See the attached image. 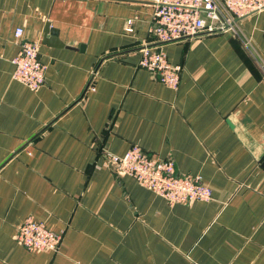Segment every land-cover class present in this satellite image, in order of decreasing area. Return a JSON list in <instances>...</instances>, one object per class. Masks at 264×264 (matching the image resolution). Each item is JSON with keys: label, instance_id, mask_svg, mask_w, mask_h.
<instances>
[{"label": "crops", "instance_id": "crops-1", "mask_svg": "<svg viewBox=\"0 0 264 264\" xmlns=\"http://www.w3.org/2000/svg\"><path fill=\"white\" fill-rule=\"evenodd\" d=\"M153 12L0 0V264H264V7L168 42L150 33ZM16 27L46 65L36 90L13 78ZM145 45L181 65L176 89L138 65ZM133 144L200 175L212 198L171 204L114 173L104 151ZM27 217L62 233L58 252L15 241Z\"/></svg>", "mask_w": 264, "mask_h": 264}, {"label": "built area", "instance_id": "built-area-1", "mask_svg": "<svg viewBox=\"0 0 264 264\" xmlns=\"http://www.w3.org/2000/svg\"><path fill=\"white\" fill-rule=\"evenodd\" d=\"M153 4L154 12L149 31L158 42H168L193 36L200 31L210 32L234 29L239 18L264 7V0H146ZM133 18H128L125 30L133 31ZM264 37V27L262 29ZM23 28L16 27L14 36L20 41L14 63L13 78L31 90L45 81L46 65L39 59V44L22 39ZM248 49V39L243 41ZM138 65L151 72L161 83L176 89L179 84L180 64L168 60L157 46L140 48ZM107 166L118 175L135 178L143 187L152 190L171 204L212 198L211 188L200 175L179 174L171 158L158 159L140 146L133 144L123 154L104 151ZM15 241L32 251L58 252L62 233L50 230L43 222L27 217L18 227Z\"/></svg>", "mask_w": 264, "mask_h": 264}, {"label": "water", "instance_id": "water-1", "mask_svg": "<svg viewBox=\"0 0 264 264\" xmlns=\"http://www.w3.org/2000/svg\"><path fill=\"white\" fill-rule=\"evenodd\" d=\"M43 32H44V34H45V37H46V34L47 33H49V35H50V37H54L53 38V40L55 41V43L57 44V45H61V43L60 42H58V40H57V38H56V36H57V30L55 29V28H52V27H50V24L47 22V23H45V26H44V29H43ZM49 37V38H50ZM47 38V37H46ZM50 40H52V39H48V40H45V42H48V41H50Z\"/></svg>", "mask_w": 264, "mask_h": 264}]
</instances>
